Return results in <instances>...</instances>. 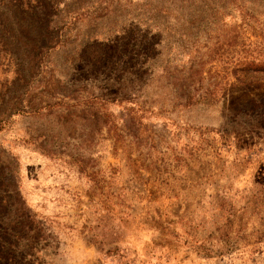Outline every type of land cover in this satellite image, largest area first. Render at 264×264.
<instances>
[{"label": "rangeland", "instance_id": "rangeland-1", "mask_svg": "<svg viewBox=\"0 0 264 264\" xmlns=\"http://www.w3.org/2000/svg\"><path fill=\"white\" fill-rule=\"evenodd\" d=\"M0 264H264V0H0Z\"/></svg>", "mask_w": 264, "mask_h": 264}]
</instances>
